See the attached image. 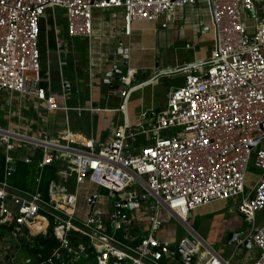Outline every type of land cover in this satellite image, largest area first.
<instances>
[{
  "label": "built area",
  "instance_id": "built-area-1",
  "mask_svg": "<svg viewBox=\"0 0 264 264\" xmlns=\"http://www.w3.org/2000/svg\"><path fill=\"white\" fill-rule=\"evenodd\" d=\"M201 1L199 10L209 15L215 32L214 48L206 59L173 70L185 71L184 83L167 92L162 107L141 112L146 122L139 127L129 122L128 97L170 70L158 69L140 81L137 69L127 66L119 79L122 103L115 108L122 117L109 143L84 138L70 127L55 138L32 131L22 110L28 97L47 111L69 108L67 81L61 101L41 84V20L48 9H64L70 36L91 37L96 9H121L124 32L130 34L135 20L167 27L179 9ZM201 21L206 25L204 16ZM117 68L114 63L112 70ZM2 100L0 236L47 233L53 225L56 243L34 264H75L90 255L96 264H234L246 252L248 235L257 253L248 264H264V223L257 222V211L264 208V0H0ZM36 157L34 185H15L17 162L33 163ZM250 164L259 173L247 186ZM50 165L59 177L46 199L40 185ZM69 179L72 190L61 186ZM230 199L251 226L246 235L239 231L225 258L196 234L189 218L200 206ZM143 214L149 215L148 226L135 232ZM172 218L188 231L175 251L158 234ZM74 239L83 243L74 246ZM177 247L190 258L179 256Z\"/></svg>",
  "mask_w": 264,
  "mask_h": 264
},
{
  "label": "crops",
  "instance_id": "crops-1",
  "mask_svg": "<svg viewBox=\"0 0 264 264\" xmlns=\"http://www.w3.org/2000/svg\"><path fill=\"white\" fill-rule=\"evenodd\" d=\"M200 5L205 3L201 1L179 9L176 18L167 27H162L156 20H135L130 34L124 32L121 9H96L91 37L70 36L64 9L58 6L50 8L41 20V30L44 31L42 46L40 45L41 84L61 101L64 82L67 81L70 95L66 102L69 108L47 111L44 106L35 104V97H28L27 108L22 110L33 122L32 131L36 133L42 130L55 138L70 127L75 134L84 138L109 143L112 130L122 117L121 111L115 110L122 103V86L117 78L127 66L137 69V78L140 81L152 76L158 69L170 70L169 73L160 75L156 81L138 85L128 97L126 107L129 122L136 127H139L140 121L146 122L148 119H142L141 112L151 107H162L167 92L172 87L184 83L185 71L173 70L185 62L206 59L214 48L215 32L209 15L199 10ZM201 16L206 18V25H203ZM114 63H118L119 68L112 70ZM111 71L114 73L110 75ZM79 107H83L80 114ZM0 121L4 124V120ZM141 141L143 142V138ZM255 178L257 177L250 181L253 182ZM70 185L74 186L73 179L70 180ZM80 202L82 204L83 200ZM108 205V201L102 204L104 208ZM225 205L230 207L231 201L218 200L198 207L192 211L189 224L192 225L190 219L217 213ZM231 213L230 220L228 218L223 221L221 226L228 237L230 232L239 230V223L243 219L238 210ZM173 219L178 223L177 240H168L164 236L162 238L168 240L175 251L177 241L188 231L181 221L176 218L171 220ZM149 221L148 214L141 215L133 230L143 231ZM167 223L162 228L166 227ZM193 230L199 235V231L195 228ZM17 245L20 246L19 243ZM245 251L238 255L234 264H248L256 258L254 247ZM219 252L225 258L231 255L222 253L221 250ZM27 261H30L29 256L26 257Z\"/></svg>",
  "mask_w": 264,
  "mask_h": 264
},
{
  "label": "rangeland",
  "instance_id": "rangeland-1",
  "mask_svg": "<svg viewBox=\"0 0 264 264\" xmlns=\"http://www.w3.org/2000/svg\"><path fill=\"white\" fill-rule=\"evenodd\" d=\"M51 10L48 9L47 12ZM66 16V15H65ZM248 25L253 24V18L248 17L245 21ZM44 31L41 30L40 35V42L42 46V40L44 39ZM252 33L253 31L250 30ZM6 96V95H5ZM3 101V102H2ZM0 101V117L3 115L5 111V105L6 101L2 100ZM2 165V161H0V167ZM1 169V168H0ZM69 171V169H67ZM259 173V169L255 167L253 164L249 165L248 173H247V186L252 185L251 179H253L255 176L257 177ZM54 177H59V175L54 172ZM256 179V178H255ZM71 180V179H70ZM70 180L66 182H61V186L68 187V189H73V186L69 185ZM103 191H107L106 188L102 189ZM231 206L228 207V205H225L222 210H219L217 213L211 214L209 216L204 217H198L196 219H190V222H192V227L195 228L197 231H199V235H201L206 242L216 247V250L220 251L222 253L226 252L225 254H230L235 249L234 243H228V235L223 231L222 229V223L223 221H226L231 215L232 211H237L236 209V200L230 199ZM222 211V212H221ZM240 215V214H239ZM243 219L242 222L239 223L238 231L243 232L245 235L248 234L250 229V222L244 220L243 215H240ZM230 220V218L228 219ZM257 222L258 223H264V208L257 211ZM178 227L177 220H171L169 223H167V226L164 228L159 229V236L162 238V236L166 237L168 240L176 241V229ZM31 234L25 232L23 234H19L14 237H10L7 240H3L0 236V264H25L26 263V257L31 255V252L27 249V247L21 243L20 246L17 245V242L20 244L22 237H30ZM209 240H208V239ZM80 243H83V239L73 240L74 246H79ZM218 248V249H217ZM242 252H240L239 255H241ZM90 258L86 261L87 264H96L95 257L93 255L89 256ZM86 259V258H85ZM84 257H80L78 261L75 262V264H85ZM95 262V263H94Z\"/></svg>",
  "mask_w": 264,
  "mask_h": 264
},
{
  "label": "trees",
  "instance_id": "trees-1",
  "mask_svg": "<svg viewBox=\"0 0 264 264\" xmlns=\"http://www.w3.org/2000/svg\"><path fill=\"white\" fill-rule=\"evenodd\" d=\"M2 146L0 145V161L3 159ZM39 157H36L33 163H25L23 161H18L16 164V169L12 178V181L15 185L24 188H31L34 185L33 176L35 173V164ZM1 171V170H0ZM55 166L50 165L43 170V176L41 181V190L43 191V197L49 198V190L54 181ZM53 225H50L47 233H40L36 235H30V237H22L21 243H23L27 249L31 252L30 261H27L25 264H34L37 261H40L46 258L49 253L52 245L56 243V238L54 235H51ZM32 247V249L30 248ZM85 264L86 261H85Z\"/></svg>",
  "mask_w": 264,
  "mask_h": 264
},
{
  "label": "water",
  "instance_id": "water-1",
  "mask_svg": "<svg viewBox=\"0 0 264 264\" xmlns=\"http://www.w3.org/2000/svg\"><path fill=\"white\" fill-rule=\"evenodd\" d=\"M253 11L254 10H252V9L250 10L251 13H253ZM117 79H120V77L117 78ZM238 234H239V231H232V232H230L229 237H228V243H234L235 240H236V238H237V236H238ZM251 242H252V240H251V236L250 235H248L247 237H245V239H244V245H245L246 248H251L252 247ZM30 248L32 249V247H30ZM176 251H177V254L179 256H181L183 258H190V257L184 256L182 250L179 247H177ZM111 264H113V262Z\"/></svg>",
  "mask_w": 264,
  "mask_h": 264
}]
</instances>
